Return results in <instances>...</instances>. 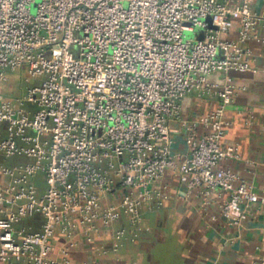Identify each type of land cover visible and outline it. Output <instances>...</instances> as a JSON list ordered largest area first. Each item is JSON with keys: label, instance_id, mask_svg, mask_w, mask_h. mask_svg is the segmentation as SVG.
I'll list each match as a JSON object with an SVG mask.
<instances>
[{"label": "built area", "instance_id": "obj_1", "mask_svg": "<svg viewBox=\"0 0 264 264\" xmlns=\"http://www.w3.org/2000/svg\"><path fill=\"white\" fill-rule=\"evenodd\" d=\"M261 23L264 0H0V84L21 67L36 79L22 97L0 94V264H74V250L100 256L108 239L115 251L123 223L168 198L171 175L205 205L224 194L232 226L264 206V185L220 164L238 157L223 144L229 72L255 70ZM193 91L218 103L185 121ZM170 119L189 131L183 155Z\"/></svg>", "mask_w": 264, "mask_h": 264}, {"label": "crops", "instance_id": "obj_2", "mask_svg": "<svg viewBox=\"0 0 264 264\" xmlns=\"http://www.w3.org/2000/svg\"><path fill=\"white\" fill-rule=\"evenodd\" d=\"M264 37V23L258 26ZM234 35V31L231 36ZM252 71H230L234 85L232 102L224 118L227 122L224 145H236L238 157L224 159L221 165L241 175L258 191L264 185V43L250 41ZM220 73L209 76L219 81ZM218 103L214 93H188L181 103L185 121L201 118ZM171 148L185 154L189 131L178 120L170 119ZM169 195L156 207L146 204L141 222L123 223L126 235L110 250L113 241L104 242L105 253L80 248L71 253L74 264H264V206L248 205L249 216L240 226H232L220 216L224 194L214 193V202L205 205L198 191H187L176 175L169 177ZM39 218V217H37ZM39 220H37V223Z\"/></svg>", "mask_w": 264, "mask_h": 264}, {"label": "rangeland", "instance_id": "obj_3", "mask_svg": "<svg viewBox=\"0 0 264 264\" xmlns=\"http://www.w3.org/2000/svg\"><path fill=\"white\" fill-rule=\"evenodd\" d=\"M198 29H196L197 31ZM185 37H195L194 31H185ZM185 37L183 39H185ZM7 81L0 84V94L3 99L22 97L25 94L26 87L36 83V79L28 77L27 70L24 67L18 68L14 71L6 72ZM22 156H15L11 159V162L17 163L23 161Z\"/></svg>", "mask_w": 264, "mask_h": 264}]
</instances>
